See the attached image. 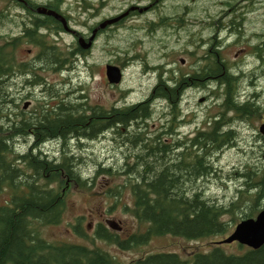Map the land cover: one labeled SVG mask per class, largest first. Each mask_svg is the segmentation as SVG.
I'll return each instance as SVG.
<instances>
[{
  "label": "trees",
  "instance_id": "obj_1",
  "mask_svg": "<svg viewBox=\"0 0 264 264\" xmlns=\"http://www.w3.org/2000/svg\"><path fill=\"white\" fill-rule=\"evenodd\" d=\"M9 1L15 5L18 0ZM27 1L51 2L48 6L58 9L64 0ZM252 2L226 0L208 20L194 22L205 31L190 29L188 34L195 46L203 48L194 57L192 72L173 70L159 62L152 67L158 68V78L140 101L113 105L89 103L86 93L49 84L39 73L44 67L68 70L71 66L66 64H78L77 57L83 55L75 48L61 51L47 39L40 26L48 24L44 20L57 21L54 15L28 11L29 20L22 21L26 17L22 13L8 15L0 10V24L15 26L9 19L21 20L25 29L30 28L26 37L40 46L29 62L15 60L13 50L19 43L15 33L0 43V192H7L0 202V264H123L99 246L50 240L40 232V225L62 219L67 183L86 187L98 173L121 175L123 180L113 196L118 198L127 187L132 203L125 206L145 226L143 231L118 237L108 222H97L95 235L122 248L144 243L153 235L197 239L225 234L237 221L264 208V136L253 122L264 113V93L255 85L264 77V34L246 42L256 59L248 71L241 59L224 57L225 39L220 36L227 31L235 36L233 42H242L257 33H246L244 28ZM182 10L172 16L173 24L164 20L166 15L160 16V22L169 28H185L188 22ZM22 86L46 91L31 110L19 104L27 95H21ZM191 89L208 91L217 108L204 125L178 137L175 124L187 111L184 106H188L186 95ZM155 114L164 120L151 126ZM249 124L255 134L248 151L252 155H244L240 165L227 170L226 177L237 181L234 193L218 197L210 191V183L220 177L221 154L233 147L247 151L240 141L244 140V125ZM105 140V150L85 161L83 154L95 153L94 143ZM80 222L79 217L72 224L76 233L83 232ZM181 260L178 252L161 250L124 264H178ZM190 264H264V241L256 247L245 245L240 251H227L214 243L209 249L194 251Z\"/></svg>",
  "mask_w": 264,
  "mask_h": 264
},
{
  "label": "rangeland",
  "instance_id": "obj_2",
  "mask_svg": "<svg viewBox=\"0 0 264 264\" xmlns=\"http://www.w3.org/2000/svg\"><path fill=\"white\" fill-rule=\"evenodd\" d=\"M224 1L226 0H64L62 2L63 11L69 15L70 24L78 30H85V24L80 23L83 20L94 24L97 19L117 16L126 7L134 6L131 8L133 10L138 6L141 9L139 8L138 12L132 14L128 12L121 18L108 23L111 28L99 31L92 49L84 50L81 52L83 55L77 57L78 64L68 62L66 66H71L68 70H66L67 67L65 70H54L46 67V69H40L39 73L45 77L49 84L72 86L76 89L77 94L86 93L89 103L99 102L103 105H111L112 103L139 99L150 91L149 89L155 82L157 71L156 68L152 67L159 62L165 63V66L169 68L179 69L180 72L193 71L194 57H196V53H201L203 48L201 45L195 46L189 40L190 29L205 31L200 23L194 22L200 19L208 20L210 14L217 12L225 5ZM144 4L150 5L144 9L142 8ZM252 4L247 12L244 28L246 33L254 31L257 33L251 34L248 41L244 39L245 41L242 42H233L235 36L229 35L227 31L220 32V36L225 39V46L222 49L224 57L228 60L241 59V65L247 71L256 62L255 55L249 50V43L251 40L254 42L257 39L256 34H264V0H253ZM184 5L186 7L183 9ZM1 9H5L8 15L15 13V5L9 0H0ZM181 10L184 11V20L188 22L185 28H179L180 26L169 28L168 25H163L165 22H160V16L166 15L164 20L173 24L175 20L172 16ZM89 16L90 19H88ZM1 19L6 20L7 18L2 17ZM9 20H14L15 26H12L11 23L5 26L0 24V43L14 37L11 33L20 34L15 17ZM15 37H18L19 43L15 44L13 51L18 60H26L36 53L39 48L38 45L25 41L20 35H15ZM73 37L72 34L60 30L56 35L54 32L49 34L47 39L57 43L61 51H67L76 45V40L74 39V41ZM106 63L119 66L122 73L119 82L115 83L108 80L105 69ZM245 83L249 85L248 80ZM255 85L256 90L264 93L263 76L256 81ZM20 89L21 95L25 93L27 95H23L19 104L22 106L26 102L23 107L28 110L41 102V99H37L46 92L42 87L29 89V87L22 86ZM30 91L32 93H29ZM186 98L185 102L188 103V106H184L187 107V111L183 113L187 115V118H190V123L185 122L183 130L191 134L196 127L195 124L204 125L205 118L206 120L211 118L217 106L214 104L212 95L201 89H193V91L191 89ZM163 118L160 115H153L150 125L155 126L160 120H164ZM261 119L253 120L257 127ZM253 132L254 129H251L250 124L247 127L244 125L242 129L244 140L240 141V145L247 151L242 152L233 147L221 154L220 163L223 169L218 171L220 177L213 179L210 183L212 194L219 197L230 196L234 193L233 186L237 181H230V178L226 177V172L227 170L233 171L232 169L236 165H240L244 155H252L248 151L252 150L254 143L255 134ZM103 145H108V142L105 140L94 143L95 153L90 150L87 151L89 152L88 155L83 154L85 161L89 160L88 157H96V154L99 155L103 152L105 150ZM122 180L121 175L112 176L106 173H98L86 187L68 182L63 189L65 208L62 219L58 223L40 225L41 234L50 240H69L99 246L108 250L123 264L153 251L178 252L183 259L178 264H190V257L194 251L209 249L214 243L221 244L227 251H240L245 248L246 244L239 245L236 240L217 242L231 232L234 226L225 234L197 239H186L172 234L153 235L146 242L130 248H122L97 237L94 233L96 223L103 222L106 224L108 219L112 220L113 218L121 225V228L114 229L113 226L109 228L116 233L118 232V237L145 229V226L139 224L126 208L132 203V195L128 188L124 187L118 198L113 196L112 191ZM6 198L7 192L5 190L0 192V202H4ZM79 217L82 233H76L72 226Z\"/></svg>",
  "mask_w": 264,
  "mask_h": 264
},
{
  "label": "flooded vegetation",
  "instance_id": "obj_3",
  "mask_svg": "<svg viewBox=\"0 0 264 264\" xmlns=\"http://www.w3.org/2000/svg\"><path fill=\"white\" fill-rule=\"evenodd\" d=\"M32 3V2H31ZM22 4V5H21ZM41 6V7H46L47 9H53V10H56V11H58V12H60L65 18H66V20H67V23H68V26H69V29H66L65 27H64V25H63V23L59 20V19H57L56 17H53L54 18V20H57V21H50V22H48V20H44L46 23H48V24H43V25H41L40 27L43 29V30H45V34L48 36L49 34H51V33H53L54 32V34L56 35L57 33H59L60 32V30H63V31H66V32H68L70 35L72 34L74 37L72 38L73 40L75 39L76 40V45H74V46H72L71 47V49L73 48H75L77 51H79L80 53H81V51H84V50H86V51H89V50H91L92 49V47L94 46V44H95V39H96V37H97V35L99 34V29L101 28V26L99 25V23L101 22V21H103L104 19H106L105 17L104 18H100V19H97L96 21H95V24H93V23H89V22H86V23H84L85 24V30H82V29H77V28H74L71 24H70V18H69V16H66V14H65V12L64 11H62L63 10V8H62V6L61 7H59L58 9H55V8H51V7H49L48 5H51V2H41V3H37V4H30V3H28V1L27 0H18L17 2H15V14L16 13H22L20 16H26L25 17V19L24 18H22L21 17V19H22V21H25V20H29V18H30V13H29V15H28V11H36L37 10V8H38V6ZM149 5L150 4H144V6H142V8H148L149 7ZM131 8H133V7H126L125 9H124V11L123 12H121L120 14H118V15H121L122 13H125V14H127L128 12L130 13V14H132V13H135V12H138V10H139V8L140 7H138V6H136L133 10H131ZM41 12V11H40ZM45 14H47V13H45ZM124 14V15H125ZM124 15H122V16H124ZM92 16V15H91ZM122 16H120L119 18H121ZM29 17V18H28ZM88 19H90V16L88 17ZM58 22H60V23H58ZM80 23H83V21H81ZM49 27H52V28H49ZM18 28L20 29L19 30V32H20V34H16L15 33V35H20L22 38L24 37L25 38V41H27V42H31V41H29V37H26L27 35H26V31H28V29H30V28H26L25 29V27H24V22H21V21H18ZM109 28H111V25H105V26H103V28L102 29H105V30H108ZM38 32H40L39 31V29H38ZM101 32V31H100ZM93 34V38L91 39V42H90V44L87 46V47H84V46H82L81 44L80 45H78L77 46V42H78V44L80 43L79 42V37H81L82 38V40H81V42L82 43H84V44H87L88 42H89V37L91 36ZM74 40V41H75ZM32 43V42H31ZM34 44V43H33ZM37 45V44H36ZM56 45H58L57 43H56ZM39 47V48H38ZM38 49H37V51H36V53L35 54H33L32 56H30L29 58H27L26 60L25 59H21V60H18L17 59V57L15 56V60L16 61H29V62H32L34 59H35V57H36V55L39 53V51H40V46L38 45ZM16 49H18V47H16ZM122 68H124V67H122ZM42 69H46V67H44V68H42ZM41 69V70H42ZM157 69L158 68H156L155 70L157 71ZM173 69V68H172ZM174 70V69H173ZM178 72V71H177ZM179 77H180V74L179 73H177V78L179 79ZM158 78V73H157V77L155 78V80ZM18 79V78H17ZM26 81V80H25ZM25 81H24V83H25ZM142 98H139V99H135V100H128V101H125V102H121V103H126V104H131V103H134V102H136V101H140ZM126 100V99H125ZM23 105H26V102L23 104ZM112 105H113V103H112ZM187 115H185L184 113H182V115L179 117V119H180V122H178V123H176L175 125H176V127L174 128L175 129V131H176V134H177V136L178 135H183V134H185V133H187L188 131H186V132H184V130H183V126L185 125V122H187L188 121V123H190V118L188 117H186ZM196 125V127L198 126V124H195ZM196 127H195V129H196ZM194 129V130H195ZM194 132V131H193ZM188 134V133H187ZM179 137V136H178ZM117 225H119L118 224V222L116 221V220H114V218L112 219ZM120 226V228H121V225H119Z\"/></svg>",
  "mask_w": 264,
  "mask_h": 264
},
{
  "label": "water",
  "instance_id": "obj_4",
  "mask_svg": "<svg viewBox=\"0 0 264 264\" xmlns=\"http://www.w3.org/2000/svg\"><path fill=\"white\" fill-rule=\"evenodd\" d=\"M37 10L54 15L57 19H59L63 23L66 29H69L66 18L60 12L53 9H47L46 7H41V6H38ZM125 13H122L121 15H117L111 18H106L103 21H101L99 25L103 27L106 24L117 20L120 16L124 15ZM92 38H93V34L89 37V42L87 44H84L81 42L82 38L79 37V42L82 46L87 47L90 44ZM105 69H106V76L108 77V80L110 82L116 83L120 81L122 73L118 65L112 63H106ZM262 117L263 120L259 123L258 130L264 136V113ZM107 222L109 225L113 226L114 228H120V226L117 225L113 220L108 219ZM233 240H237L240 243L247 244L253 247L260 245L264 241V208L259 210L254 216L242 218L239 221H237L236 224L234 225L233 230L223 238L217 240V242L219 243L231 242Z\"/></svg>",
  "mask_w": 264,
  "mask_h": 264
}]
</instances>
